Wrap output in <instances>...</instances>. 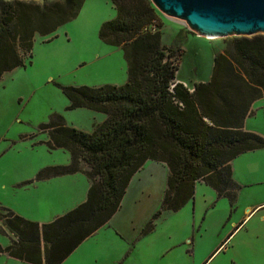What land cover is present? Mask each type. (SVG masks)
I'll return each instance as SVG.
<instances>
[{
  "label": "trees",
  "instance_id": "trees-1",
  "mask_svg": "<svg viewBox=\"0 0 264 264\" xmlns=\"http://www.w3.org/2000/svg\"><path fill=\"white\" fill-rule=\"evenodd\" d=\"M84 1L0 0V80L31 64L34 37L54 34L77 17ZM109 2L116 16L101 24L98 36L122 49L125 84L58 86L67 110L86 109L106 120L87 133L55 115L41 128L48 146L68 152L70 163L44 168L36 179L83 173L89 181L85 201L41 225L0 206V227L12 237L0 253L26 264H61L120 209L130 180L147 161L164 165L168 176L161 205L142 235L163 212L191 202L197 183L233 206L239 186L230 162L264 149L262 137L243 129L252 104L264 96V35L233 37L213 57L210 79L189 89L177 80L182 42L162 45V22L150 0Z\"/></svg>",
  "mask_w": 264,
  "mask_h": 264
},
{
  "label": "rangeland",
  "instance_id": "rangeland-1",
  "mask_svg": "<svg viewBox=\"0 0 264 264\" xmlns=\"http://www.w3.org/2000/svg\"><path fill=\"white\" fill-rule=\"evenodd\" d=\"M158 13L162 22V45L171 47L176 39L182 42L179 48L182 56L176 60L177 80L187 83L189 89L192 88L191 83L207 82L212 72L213 57L223 53L233 37L208 40V37L189 29L185 22ZM115 16L109 0H88L77 17L59 27L54 34L49 37L36 35L31 64L26 63L0 80V188L2 184L7 187L5 191L0 190V199L4 202L0 206L13 213L9 206L15 208L22 214L17 215L28 221L40 225L51 222L50 218L62 212L64 202L72 198L75 190L72 187L64 190L67 201H61L57 200L61 190L8 187L21 174L36 166H58L69 159L66 151L48 146L47 132L41 130L42 126L58 115L68 126L73 124L74 128L87 133L93 130L92 114L83 110H67L68 101L58 86H122L127 80L122 49L112 48L101 42L98 36L101 24ZM179 31L182 37L177 36ZM251 114L245 120L248 128L261 132L263 135L256 134L264 139V100L253 104ZM256 163L264 173V158H255ZM152 186L150 183L149 187ZM207 193L197 191L193 208L190 202L179 211L166 214L156 223L154 232L139 241V246L164 248L175 243L179 246L175 250L179 264H231L230 257L235 248L254 245L258 236L254 232L264 235V221H260L264 210L247 219L243 213L248 197L250 201L264 199V186L243 189L233 206L227 199H217L214 193ZM41 198L45 201H40ZM156 198L153 191L152 197L142 200L130 211L125 205L123 213H132L142 221L155 207ZM46 207L50 216H44L43 208ZM229 220L244 222L237 231H233ZM105 246L110 249L109 242ZM192 246L193 254L188 255L186 250ZM151 251L154 252L153 248Z\"/></svg>",
  "mask_w": 264,
  "mask_h": 264
},
{
  "label": "crops",
  "instance_id": "crops-1",
  "mask_svg": "<svg viewBox=\"0 0 264 264\" xmlns=\"http://www.w3.org/2000/svg\"><path fill=\"white\" fill-rule=\"evenodd\" d=\"M87 1L88 0H85L83 4H85V2ZM181 83H183L184 86L187 87V83ZM192 84L193 83H191V85ZM259 100H264V96ZM76 110H83L92 114V129L95 125L101 124L106 120V116L103 114L95 113L86 109ZM246 122L247 121H244L243 124V129L245 131L251 133L254 132V134H262L261 132L256 131L253 128H248V124ZM71 125L72 127H76L73 124ZM263 152L264 149L246 152L244 154L239 155L237 158L233 159L230 162L232 179L234 183L239 186L235 203L239 199L241 192H243V189L252 190L253 187L258 188L264 186V173L261 171L257 163L255 165V158H264ZM69 163L70 156L66 162L58 164V166H67ZM50 166L53 165L46 164L36 166L27 173L21 174L19 178L12 182V184L8 187L12 189L34 187L35 189L42 188L47 190L49 189L52 191L53 189H55L56 191L61 190L57 194L59 196L57 197V200L61 201H67L65 195L63 194L64 190H69L70 187H72V189H75L73 191L72 198H70L68 202H64L65 205L62 209V212H59L60 214H55V216L53 215L54 218H50L51 220H53L59 217V215H64L65 213L69 212L70 210L74 209L85 201L87 190L89 187V181L83 173L79 172L72 175H65L60 177L58 176L57 178L53 177L48 179L46 178L42 180H37L36 177L39 171ZM167 176L168 170L164 165L156 162L147 161L130 180L125 195L122 199L120 209L112 216V218L105 226L100 228L91 237L84 240L61 264H179L175 251L179 246L175 243L170 246L168 245L164 248H145L140 247L138 244L140 240L147 236L142 235L141 230L161 205L163 193L166 188ZM150 183L153 184L152 187H149ZM6 189L7 187L2 184L0 190L5 191ZM153 191H155V196H157V198L154 200L157 203L142 221L136 218L135 215H133L132 213H123L125 205L126 208L129 207L130 211L139 203H141L142 200L149 199L150 197H152ZM197 191H203L205 192V194L207 192H209L210 194L211 192L215 194V192L205 184L197 183L194 189L193 200L191 201L192 208L196 204ZM209 193L207 194L209 195ZM40 201H45V198H41ZM3 203V200L0 199V204ZM187 204H190V202H188ZM9 207L13 209L16 214H20L15 208L11 206ZM47 209V207L43 208L44 216H50V213H47ZM261 210H264V199L250 201L248 197L246 203L243 205V213L246 214L244 219H247L248 216L254 213L255 215L258 214ZM168 213L169 212H163L161 216L155 221V225L152 232H154V230L156 229V223L158 221H161ZM261 214L262 215L260 216V221H264V214ZM45 221L48 222L50 220ZM229 221V225L234 227L233 231H237V229H239L244 222V220ZM254 233L258 235L256 237V243L254 245H249L242 248H235V250L232 252V258L230 257L231 264H264V235H261V232ZM11 240V235L8 234L3 227H0V247L2 249L7 247L10 244ZM108 242L110 243V249H106L105 246ZM152 248L155 253L151 251ZM186 253L188 255H192L193 246L191 247V249L188 248L186 250ZM0 264L26 263L10 258L4 253H0Z\"/></svg>",
  "mask_w": 264,
  "mask_h": 264
},
{
  "label": "water",
  "instance_id": "water-1",
  "mask_svg": "<svg viewBox=\"0 0 264 264\" xmlns=\"http://www.w3.org/2000/svg\"><path fill=\"white\" fill-rule=\"evenodd\" d=\"M164 16L208 38L264 35V0H150Z\"/></svg>",
  "mask_w": 264,
  "mask_h": 264
},
{
  "label": "bare ground",
  "instance_id": "bare-ground-1",
  "mask_svg": "<svg viewBox=\"0 0 264 264\" xmlns=\"http://www.w3.org/2000/svg\"><path fill=\"white\" fill-rule=\"evenodd\" d=\"M213 39H216V38H208V40H213Z\"/></svg>",
  "mask_w": 264,
  "mask_h": 264
}]
</instances>
